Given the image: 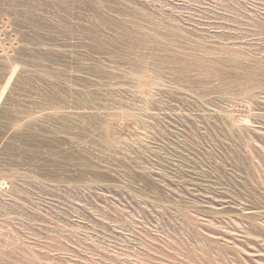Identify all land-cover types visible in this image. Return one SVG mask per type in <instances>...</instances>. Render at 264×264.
<instances>
[{"label": "rangeland", "instance_id": "obj_1", "mask_svg": "<svg viewBox=\"0 0 264 264\" xmlns=\"http://www.w3.org/2000/svg\"><path fill=\"white\" fill-rule=\"evenodd\" d=\"M0 264H264V0H0Z\"/></svg>", "mask_w": 264, "mask_h": 264}]
</instances>
